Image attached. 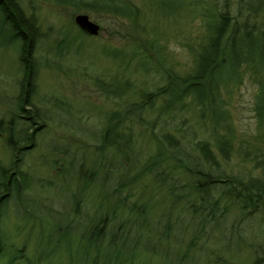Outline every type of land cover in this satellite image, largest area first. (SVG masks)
<instances>
[{
  "label": "trees",
  "instance_id": "obj_1",
  "mask_svg": "<svg viewBox=\"0 0 264 264\" xmlns=\"http://www.w3.org/2000/svg\"><path fill=\"white\" fill-rule=\"evenodd\" d=\"M54 1L84 12L123 19L127 22L126 28L132 32L131 38H128L130 34L127 36L130 46H108L101 50L117 70L122 68L123 71L114 72L106 80L100 77L94 80V85L107 98L122 100L124 96L135 97L122 109L108 112L97 137L98 151L112 150L128 170L136 171L129 177L124 170L122 175L128 178L117 181L113 194L110 193L116 199L114 206L99 214L104 198L97 205V219L81 235L86 246L96 248L99 255L104 252L99 264H135L129 258L135 255L141 243L127 245L128 230L127 234L124 231L112 233L110 241L104 242L108 240V222L116 219L118 207L137 216L134 223H138L136 228L140 236L150 240L148 222L143 221L134 203L126 202L128 188L145 176H149L170 201L172 198V204L178 203L180 209L201 222L220 221L232 208L243 218L256 215L264 219V0H234L236 7L233 13L230 10L232 0H223L220 6L212 1L187 0L186 8L190 10L193 7L196 14L186 17L184 27L172 32L146 26L147 20L142 17L141 9L130 0ZM194 17L200 27L195 34L185 30ZM3 28L9 39L18 44L21 76L15 103L17 111L7 120L0 119V131L6 128V145L12 155L9 167L12 172L8 181L4 180L8 169L0 168V209L13 195L18 197L21 188L18 184L23 179L19 155L23 149L33 146L35 132L43 126L45 117L33 104L40 67L36 54L42 34L40 25L33 15L24 13L18 0H0V29ZM73 28L76 29L73 32L66 28L61 40L55 43L59 52L63 49L69 51L71 44L83 45L79 39L88 37L76 26ZM176 37L188 56L186 61L167 49L166 41ZM130 66L133 72H139L144 78L139 87H135L128 78ZM245 79L255 86L252 111L256 126L252 134L238 137L230 109L234 94ZM192 119L197 129L189 122ZM19 122L26 124L25 127ZM133 125H143L145 132L154 135L158 127L159 131L163 130L154 137V140L158 139L157 153L148 161L141 162L135 155L138 151L132 137ZM155 125L158 127L154 129ZM21 134L22 137H17ZM235 146L240 159L252 163V170L258 171L257 174L239 175L227 169L225 164L229 162ZM167 169H171L173 174H169ZM97 173L98 169H92L89 179ZM28 188L25 185L22 191ZM75 207L72 210L77 215V205ZM169 213L170 209L160 216V223L163 218L165 223H172L174 218ZM121 224L117 229L124 230L126 225ZM65 229L70 234L76 228L68 223ZM4 239L7 236H3L0 229V252ZM172 239L167 235L165 245ZM243 243L246 242L243 240ZM246 244L251 252L249 260L243 264H264V245ZM189 249L192 250L191 245L181 258L193 259L194 264H231L226 256L198 262L194 258L195 252L188 257ZM146 250L156 252L153 247ZM166 255L167 252L165 261H169ZM17 256L14 254L7 264H15ZM25 264L31 262L26 261ZM169 264L177 263L172 261Z\"/></svg>",
  "mask_w": 264,
  "mask_h": 264
},
{
  "label": "rangeland",
  "instance_id": "obj_2",
  "mask_svg": "<svg viewBox=\"0 0 264 264\" xmlns=\"http://www.w3.org/2000/svg\"><path fill=\"white\" fill-rule=\"evenodd\" d=\"M18 1L26 15L35 17L42 31L36 50L40 67L33 104L45 117L43 126L35 132L33 146L18 154L19 170L23 173V179L18 184L21 187L18 197L13 195L0 209V229L3 236H7L0 252V264H7L16 253L18 256L15 264H25L26 261L31 264H99L104 252L101 251L102 255H99L96 248L86 246L84 236L81 235L97 219L95 211L104 198L99 214L114 206L116 199L110 193L113 194L117 181L128 178L122 175L124 170L129 177L135 175L136 171L128 170L112 150L98 151L97 137L108 112L122 109L126 103L134 101L135 97L124 96L122 100L107 98L94 85V80L96 77L106 80L114 72L123 71L122 68L117 70L116 65L101 50L108 46H130L128 38L132 37V32L126 28L127 22L123 19L84 12L57 4L54 0ZM130 1L141 9L142 17L147 20L146 26L153 30L158 28L172 32L183 28L186 23L184 19L196 14L193 7L190 10L186 8L187 0ZM204 1H212L219 6L223 3V0ZM235 7V1L232 0V13ZM78 13L86 14L98 24L99 31L95 36L88 35L85 39H79L83 45L71 44L69 51L63 49L59 52L55 43L61 40L66 28L72 32L76 30L73 28L76 26L73 17ZM186 27L187 32L190 30V33H197L200 30L198 19L194 17ZM4 28L0 29V119L7 120L17 111L15 103L21 70L18 44L9 39ZM60 30L61 34H58ZM166 44L175 57L187 60L188 56L183 47L179 46L177 37L169 38ZM133 71L130 66L127 70L128 78L135 87H139L144 78L139 72ZM254 90L255 86L245 79L232 99L230 111L238 137L255 131L252 111ZM193 121L189 122L197 129ZM19 124L23 127L26 125L21 122ZM157 127L155 125L154 129ZM157 129L154 135L145 132L143 125L132 126V137L135 138L138 151L135 155L140 157L141 162L148 161L157 153L158 139H154L163 131H159V127ZM4 130L0 131V168L8 169L4 177L8 181L12 172L9 171L12 155L6 145L7 133ZM197 133L200 134L199 131ZM17 137H22V134ZM236 150L235 146L229 162L225 164L227 169L239 175L257 174L258 171L252 170V163L242 161ZM92 169H98V173L89 179ZM167 171L173 174L171 169ZM150 179L145 176L126 192V202L134 203L143 221L148 222L150 231H144V234L149 231L150 240L140 236L136 228L138 223H134L137 216L120 207L115 212L116 219L107 225L108 240L104 242L110 241L112 233L124 231L127 234L128 230L126 244L134 246L135 242L141 243L135 255L129 258L133 263L169 264L173 261L177 264H194L193 259L188 260L186 256L181 258L191 245L188 257L195 252L194 258L198 262L226 256L231 264H243L249 260L251 252L246 243L264 245V219L260 216L243 218L232 208L220 221L201 222L193 218L191 213L180 209L178 203L172 204V198L170 201ZM25 185L29 188L22 191ZM75 205L78 208L77 215L72 210ZM168 209L174 220L171 224L165 223L162 217L160 223V216ZM68 223L76 228L74 233H67L65 227ZM119 223L126 225V228L117 229ZM167 235L173 239L165 245L164 238ZM155 239L158 241L154 242ZM113 245L116 246L114 241ZM145 245L155 248L156 252L146 250ZM165 252L169 261H165Z\"/></svg>",
  "mask_w": 264,
  "mask_h": 264
},
{
  "label": "water",
  "instance_id": "obj_3",
  "mask_svg": "<svg viewBox=\"0 0 264 264\" xmlns=\"http://www.w3.org/2000/svg\"><path fill=\"white\" fill-rule=\"evenodd\" d=\"M75 25L84 33L95 36L99 31V25L91 21L86 14L78 13L73 17Z\"/></svg>",
  "mask_w": 264,
  "mask_h": 264
}]
</instances>
